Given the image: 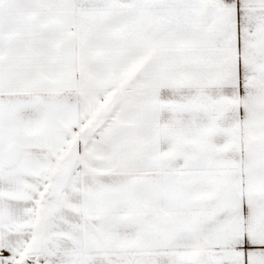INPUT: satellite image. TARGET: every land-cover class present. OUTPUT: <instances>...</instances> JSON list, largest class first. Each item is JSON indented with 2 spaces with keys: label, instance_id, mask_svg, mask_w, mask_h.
Returning a JSON list of instances; mask_svg holds the SVG:
<instances>
[{
  "label": "snow or ice",
  "instance_id": "1",
  "mask_svg": "<svg viewBox=\"0 0 264 264\" xmlns=\"http://www.w3.org/2000/svg\"><path fill=\"white\" fill-rule=\"evenodd\" d=\"M0 264H264V0H0Z\"/></svg>",
  "mask_w": 264,
  "mask_h": 264
}]
</instances>
